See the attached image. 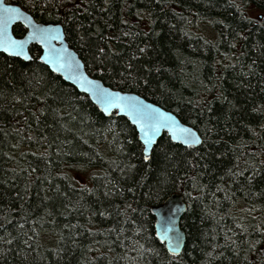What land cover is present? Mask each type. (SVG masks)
<instances>
[{"label":"trees","instance_id":"trees-1","mask_svg":"<svg viewBox=\"0 0 264 264\" xmlns=\"http://www.w3.org/2000/svg\"><path fill=\"white\" fill-rule=\"evenodd\" d=\"M60 23L87 73L194 128L145 160L38 60L0 53V264H264V0H7ZM25 29L13 27L20 37ZM172 193L185 243L170 256L150 207Z\"/></svg>","mask_w":264,"mask_h":264},{"label":"water","instance_id":"water-1","mask_svg":"<svg viewBox=\"0 0 264 264\" xmlns=\"http://www.w3.org/2000/svg\"><path fill=\"white\" fill-rule=\"evenodd\" d=\"M6 9L15 11L8 13ZM9 16L11 19H7ZM15 25L25 29L22 36L14 35ZM0 40L5 42L4 46H0V53L22 61L32 59L29 51L31 46L39 47L38 60L79 93L86 95L104 116L109 117L114 113L115 116L126 118L136 131L145 160L150 157L154 145L163 134H167L172 142L183 147H197L201 144L202 139L198 132L182 123L173 113L135 93L112 89L99 79L90 76L76 51L67 43L60 23L37 22L21 7L7 0H0ZM5 47L8 48L7 51ZM17 51L19 55L11 54ZM129 105H136L153 113L165 122L164 125L153 133L149 123L142 121ZM134 116L136 119H133ZM146 134L151 141L147 144ZM185 209V203L179 193H172L160 204L150 207V213L154 217L155 237L164 245L165 251L170 256H178L184 247L185 234L179 227V222Z\"/></svg>","mask_w":264,"mask_h":264},{"label":"snow or ice","instance_id":"snow-or-ice-1","mask_svg":"<svg viewBox=\"0 0 264 264\" xmlns=\"http://www.w3.org/2000/svg\"><path fill=\"white\" fill-rule=\"evenodd\" d=\"M15 11L14 9H6V12L11 13ZM7 19H11V17H7ZM37 31H41L39 29H37ZM4 41L0 40V46H4ZM5 50L7 51L8 48L5 47ZM11 54H15V55H19V52H14ZM129 107L132 108L133 111H135L142 119V121H147L149 123V126L151 127L152 132L154 133L156 130H158V127L163 126L164 125V121L161 118H158L156 115H154L151 112H147L144 109L140 108L139 106L136 105H129ZM133 119H136V117L134 116ZM143 123L141 124V128L143 130ZM150 137L146 134V144L150 143ZM199 142V141H197Z\"/></svg>","mask_w":264,"mask_h":264},{"label":"bare ground","instance_id":"bare-ground-1","mask_svg":"<svg viewBox=\"0 0 264 264\" xmlns=\"http://www.w3.org/2000/svg\"><path fill=\"white\" fill-rule=\"evenodd\" d=\"M8 2V1H7ZM10 3V2H9ZM153 224H154V222H153ZM153 232H154V227H153ZM154 237H155V233H154ZM156 238V237H155ZM157 239V238H156ZM158 241V240H157ZM160 243V242H159Z\"/></svg>","mask_w":264,"mask_h":264}]
</instances>
